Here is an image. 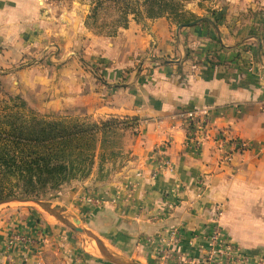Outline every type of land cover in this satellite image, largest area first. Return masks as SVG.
<instances>
[{"label": "crops", "instance_id": "obj_1", "mask_svg": "<svg viewBox=\"0 0 264 264\" xmlns=\"http://www.w3.org/2000/svg\"><path fill=\"white\" fill-rule=\"evenodd\" d=\"M51 7L50 0H0L2 55L11 45L19 59L32 39H64L65 65L57 69L53 61L39 77L29 68L26 84L42 82L33 88L44 96L47 83L56 112L76 105L101 120L136 119L129 159L114 179L93 172L71 181L57 206L135 264H172L180 254L203 259V231L215 224L248 257L239 264H257L264 258V0H191L183 8L196 15L193 26L167 15L130 17L113 37L93 34L82 8L75 20L57 22ZM78 38L88 41L86 59L69 50ZM189 112L209 121L201 150L189 140ZM221 132L248 141L250 151L223 163ZM12 203L28 202L6 205ZM14 236L29 242L10 245ZM76 236L33 207H0V264H109Z\"/></svg>", "mask_w": 264, "mask_h": 264}, {"label": "rangeland", "instance_id": "obj_2", "mask_svg": "<svg viewBox=\"0 0 264 264\" xmlns=\"http://www.w3.org/2000/svg\"><path fill=\"white\" fill-rule=\"evenodd\" d=\"M50 1L52 4V7L50 9V13L52 14H50V17L55 18V21L61 22L60 20L66 18L75 20L78 9L82 8L84 12H87L85 21L86 27L89 28L93 34L107 37L116 36L119 31V29L116 31L117 25L125 22L126 20L129 21L130 17H135L137 20L156 18L155 16L160 14L161 11V9L157 5H160L162 1H164V3L166 2L165 0H102L105 2L104 6L99 10L96 18H91L95 0ZM190 1L191 0H189L188 2ZM203 1L205 5H208L210 4V2H212V0ZM151 4H155L156 7H150ZM185 12L186 13L182 14L185 16V19H191L192 13L190 11ZM174 18L175 17H173V19ZM37 39L38 40L32 39L30 42H28V46L26 48L30 49L29 53H24L26 48L23 49L24 52L22 51L23 54H21L19 59L15 57L18 53L17 50H15L11 45L9 51H7L8 54H5V56L2 55L0 50V102H2L3 107H11L13 105L12 99L18 97L20 101H24L26 103V113L27 111L31 110L37 113L39 116L45 117L46 119L50 120H79L80 122L89 126L93 123H101L114 119L122 123L124 121L128 123L127 120H121L115 117H109L105 120H101L100 118H96L94 116L86 114V111L83 107L76 105H70L68 108L64 106L57 112L53 108H49L48 101L50 97L49 91L47 90V83L44 84L46 88L44 92L45 97L41 96L40 94L38 95L39 90H36V88L34 89L33 86H38V83L42 85V82H38L37 84L33 83L31 84L32 86L29 87L26 84V81L29 78L26 71H28L29 68L36 67L39 69L38 73L35 74L37 77L42 74L47 75V70L54 66L52 65L53 61L55 65H57V69L61 68L63 65H65L64 63L68 61V58L65 56L66 54H64L66 52L62 50L60 51V49H62L66 42L64 41V39L59 38ZM29 43H33V45L29 46ZM84 43L85 45L88 43L86 38H78L69 42V44L73 45V47H70L71 49L69 50L74 51V53L76 54L75 56L78 59H86V54H84ZM87 62L89 64L91 63V60H88ZM90 68L93 69V72H96V74L100 76V73H98V70L95 67L91 66ZM121 127L118 130L109 132L105 135V142L103 144V147L96 153L94 159L95 164L91 174L95 172V177H97V179L99 178L102 181H108L110 179L113 180L118 172L117 169L120 168V166L126 163L129 159V153H127L126 151H128L132 143L133 132L128 124L122 125ZM65 186L66 185H64L58 192H54L39 201L49 203L53 209L60 213L74 227H80L86 230L89 235L85 234L84 236L76 231L73 227L63 224L55 216L45 211L34 202H28L27 204L12 203L8 205L4 203L5 205L1 204L0 207H3V209H16L20 207H33L35 209H38L39 211L48 215L49 218L54 222H57L63 225L66 229L73 231V233L77 235L76 237L80 241L82 247L86 251L93 252L96 254V256L101 257L100 261L114 264L101 255L100 251H104L114 254L116 257L124 261L132 263L131 261L125 259L123 256L116 254L113 250L105 248L100 240L95 239L98 237L87 230L83 223L80 222L79 224L75 222L76 218L78 219V221H81L78 217H75V215L67 214L64 210L57 206L56 198L61 191L65 190ZM49 262L48 264H62L61 262L57 263L55 259H50Z\"/></svg>", "mask_w": 264, "mask_h": 264}, {"label": "trees", "instance_id": "obj_3", "mask_svg": "<svg viewBox=\"0 0 264 264\" xmlns=\"http://www.w3.org/2000/svg\"><path fill=\"white\" fill-rule=\"evenodd\" d=\"M165 1L168 4L162 1L157 5L161 11L156 18L175 17V24L183 26L197 20L194 14L191 19L182 15L186 13L183 3L189 0ZM104 4L95 0L91 18L97 17ZM127 25L126 20L117 25L116 31ZM12 100L11 107H3L0 102V205L42 200L71 181L87 178L105 135L122 125L128 124L130 129L136 126V119L128 123L114 119L90 126L79 120H50L31 110L26 113V103L18 97Z\"/></svg>", "mask_w": 264, "mask_h": 264}, {"label": "built area", "instance_id": "obj_4", "mask_svg": "<svg viewBox=\"0 0 264 264\" xmlns=\"http://www.w3.org/2000/svg\"><path fill=\"white\" fill-rule=\"evenodd\" d=\"M264 106V101H263ZM186 130L189 140L197 150H201L208 138L207 126L209 121L203 118L199 112H189L186 115ZM218 150L221 153V161L223 163H231L235 155H243L250 151L251 145L248 141L241 139H230L227 132H221L217 137ZM228 147L230 148L228 150ZM162 147L159 148V159L162 156ZM94 204H100L96 198L89 199ZM178 231L172 233L174 243L180 239ZM203 237L207 242L206 254L203 259H194L183 254L176 257L172 264H239L248 262V257L242 255L238 247L233 243L223 231L222 227L215 224L213 227L203 231ZM28 238L14 236L10 240V245L15 243L27 244ZM257 264H264V258H258Z\"/></svg>", "mask_w": 264, "mask_h": 264}, {"label": "water", "instance_id": "obj_5", "mask_svg": "<svg viewBox=\"0 0 264 264\" xmlns=\"http://www.w3.org/2000/svg\"><path fill=\"white\" fill-rule=\"evenodd\" d=\"M198 21L190 24L189 26H193L197 23ZM19 201V200H17ZM21 202H34L36 203L37 205H39L42 209H44L45 211L49 212L50 214H52L53 216H55L60 222H62L63 224L67 225V226H71L73 227L76 231H78L79 233H81L82 235L85 236L86 234V231L80 227H74L70 222H68L60 213H58L55 209L52 208V206L49 204V203H44V202H41L39 200H36V201H21ZM76 223H79L80 224V221H75ZM85 239V238H84ZM93 255H96L95 253L93 252H89ZM101 255L109 260L110 262L114 263V264H134V263H130V262H127V261H124L118 257H116L114 254H111V253H108V252H104V251H100Z\"/></svg>", "mask_w": 264, "mask_h": 264}, {"label": "bare ground", "instance_id": "obj_6", "mask_svg": "<svg viewBox=\"0 0 264 264\" xmlns=\"http://www.w3.org/2000/svg\"><path fill=\"white\" fill-rule=\"evenodd\" d=\"M90 247V246H89Z\"/></svg>", "mask_w": 264, "mask_h": 264}]
</instances>
